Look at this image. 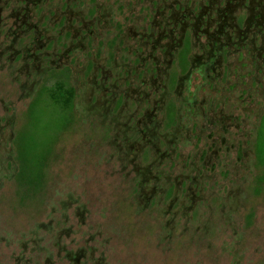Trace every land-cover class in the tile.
<instances>
[{
    "label": "rangeland",
    "instance_id": "rangeland-1",
    "mask_svg": "<svg viewBox=\"0 0 264 264\" xmlns=\"http://www.w3.org/2000/svg\"><path fill=\"white\" fill-rule=\"evenodd\" d=\"M58 1L36 5L29 23L44 13L39 28L54 27L52 7ZM21 4L9 1L2 18ZM114 17L122 19L121 12ZM51 30L41 37L55 35ZM114 31L97 23L98 38L73 49L70 61L63 58V67L55 63L53 71L58 74L73 66L70 78L77 88L74 122L64 132L62 108L47 97L38 98L41 103L30 110L21 108L30 101L27 98L15 99L20 107L9 108L10 90L16 91L13 83L18 81L7 79L8 68L0 74V139L4 142L0 143V264H72L68 254L80 249L86 250L88 258L93 255L88 264L101 260L103 264H264V75L257 73L255 63L249 66L250 61L236 63L231 58L237 67L230 77L228 73L222 77L223 90L198 89L202 80L196 71L180 89L177 78L185 76L188 67L179 68L173 60L168 68L159 49L155 53L162 72L156 76L157 88L149 76L145 82L139 77L151 61L137 72L134 56L131 61L124 59L128 46L111 45L109 39L102 43L100 39L112 38ZM21 37L25 42L27 36ZM260 42L258 37L256 43ZM45 51L55 52L52 41ZM96 63L110 70L105 79L108 85L118 80L107 95L96 87L102 79L101 72L94 77ZM251 67L245 75L247 80L253 77L249 88L240 74ZM166 79L168 90L163 85ZM42 80L43 85L51 84L49 75ZM247 88L252 90L249 95L244 92ZM92 89L96 90L93 95ZM129 89L133 92L125 97L126 107L119 110V105H113L110 117L119 115L121 121L139 110L136 118H142L158 100L157 116L151 118L160 127L152 151L132 149L130 157L134 152L136 156L123 168L118 151L109 143L117 131L102 117L87 115L85 107L90 99L95 104L97 97L102 102L118 90L125 94ZM145 90L150 95L145 96ZM12 117L13 125H9ZM138 139L142 143V137ZM258 139H262L261 147ZM52 145L42 185L21 186V172L10 174L11 165L22 168L23 160L51 152ZM20 149L28 153L23 160ZM12 150L16 152L9 160ZM137 164H153L147 184L155 180L157 192L150 201L137 196L139 178L131 172Z\"/></svg>",
    "mask_w": 264,
    "mask_h": 264
},
{
    "label": "flooded vegetation",
    "instance_id": "flooded-vegetation-1",
    "mask_svg": "<svg viewBox=\"0 0 264 264\" xmlns=\"http://www.w3.org/2000/svg\"><path fill=\"white\" fill-rule=\"evenodd\" d=\"M9 1L11 0H0V74L8 68L7 79L14 82L18 81L17 84L13 83L16 91L10 90L13 93L10 95L9 108L11 106L14 109L19 108L20 101L17 102V100L23 98L30 99V101L21 108H26V110L35 108L41 103L40 98L42 99L44 96L45 99L47 97V87L55 85L57 80L64 77L65 74H69L70 78L73 66L71 69L60 70L58 74L53 71L55 63L60 62L57 66L63 67V58L66 59V62L70 61L73 49L79 45L84 47L88 40L98 38L99 34L95 33L97 23L115 30L111 35L112 38L108 35V37L100 40L103 41V44L109 39L111 45H121L122 43V45L128 46L127 55L124 59L131 61L133 55L136 62L139 63L137 72L147 60L151 61L150 65L144 66L139 77L145 82V78L149 76L157 88L160 84L157 82L156 76L162 72L158 66L160 59L155 53L159 49L158 54H160V58L165 57L164 63L168 64V68L172 67L173 60L179 68L186 69L188 67L186 75H179L177 78L180 89L184 87L186 80L191 78L193 71H196L198 72L197 78L202 80L198 89L205 87L209 91L223 90L221 86L222 77L226 73L230 77L232 70L237 67L236 63L242 61H250L249 66L255 63L257 73L264 75V0H112L107 2L100 0H59L56 7H52L55 9L56 18L55 22L52 23L54 27L44 29L39 28L44 13L36 22L29 23L28 19L31 18L30 13L36 5L48 3L49 0H12L16 3L22 2V4L13 6L10 14L3 19L2 12L7 11ZM117 11L121 12L122 19L114 17ZM11 18L14 20L10 22ZM47 26H51V24H47ZM49 29H52L51 32L55 35L46 36L44 34L45 37L42 38L43 32ZM68 30L69 32H67ZM89 33L94 34L95 37L91 38ZM21 36H27L25 42ZM258 37L261 40L260 44L256 43ZM8 41L10 42L8 43ZM19 41H23L24 44L17 47ZM50 41H52L55 50L52 54L45 51ZM57 50L59 53H56ZM231 58H236V63L235 61L232 62ZM18 62L20 63L18 64ZM242 66L245 67L247 64H242ZM85 67L86 65L83 70ZM252 68H247V74L240 75H243L244 78L245 75L248 77ZM92 70H94V77L100 72L102 74L101 83H98L96 87L102 89L104 95H107L106 92L110 90L111 86L116 87L118 80L114 84L108 85L106 83L105 79H107L110 70L105 69V66L96 63ZM167 73L169 76L168 71ZM46 75H49L50 85L41 84ZM25 76V80L22 81L21 78ZM173 76L175 77L174 74ZM31 77L34 79L30 83ZM167 79L163 85L168 90L167 82L169 79ZM70 81L75 90V96L70 113L66 117L64 116L63 132L72 126L74 122L73 109L77 106V88L71 78ZM246 82L250 88L253 84V77L251 76L248 80L245 78L244 83L246 84ZM227 86L231 88L229 83ZM240 87L243 91L244 87ZM234 88H236L235 85ZM249 88L244 90L248 95L252 93ZM92 90L93 95L96 90ZM129 91L133 92L129 89L125 94H121L118 90L112 93V99L105 97L102 102L100 97H97L95 104L90 99L86 102L85 107L87 115L95 118L102 117L103 123L109 121L113 132L117 131L110 137L109 143L114 145L118 151L120 163H124L123 168L128 166L136 156L134 152V157H130L132 149L139 151L146 147L145 149L148 148L149 152L152 151L153 146L157 145L156 136L160 127L159 121L151 118L153 114L157 116L158 100H155L151 110L146 109L142 118H136L139 110L127 115L125 119H122L123 121H119V115L110 117L113 105H119V110L126 107L128 101L125 97L129 95ZM15 92L17 95H13ZM88 93L91 91H86L85 94ZM143 93L145 96L150 95L146 90ZM119 96L123 97L121 102ZM229 118L227 117V119ZM211 120L214 122L215 118ZM13 121L14 117L10 118L8 124L13 125ZM120 126L125 128H120ZM2 136L0 135V138ZM12 137H14V133H12ZM139 137H142L144 142L141 143ZM0 143H4L2 139H0ZM17 145L19 146V144ZM53 145L51 152H46L37 158L40 167H38V176L33 181H30L28 176L29 168L25 162L28 158L25 160L22 158L26 157L28 153L23 152L22 149L18 152L21 154L24 166L18 168L16 165L14 167L11 165L12 171L9 173L13 175L17 170L21 172L19 177L21 186L42 185L44 180L41 174L44 172V162L46 156L52 153ZM15 152L14 150L9 151L7 159H13ZM152 165L141 166L137 164L131 169V172L134 171L138 175L139 179L136 186L139 191L137 196L141 197L143 201H150L157 192L155 180L153 184H147L149 178L152 177ZM171 198H174L173 195ZM68 257L72 260V264H88L94 259L93 255L88 258V253L84 249L71 252ZM83 257L88 260L81 263L79 259ZM100 263L103 264V261H96V264Z\"/></svg>",
    "mask_w": 264,
    "mask_h": 264
},
{
    "label": "trees",
    "instance_id": "trees-1",
    "mask_svg": "<svg viewBox=\"0 0 264 264\" xmlns=\"http://www.w3.org/2000/svg\"><path fill=\"white\" fill-rule=\"evenodd\" d=\"M69 71V70H68ZM47 98H49L51 101L55 103V105L59 106L60 109L62 108V114L66 117L72 109L73 106V99L75 96V90L71 84L69 74H65L64 77L57 80L56 84L47 87ZM260 133H259V139H260ZM258 139V146L261 147L262 145V139ZM259 150V149H258ZM259 155L261 156L263 153L259 150ZM262 159H264V156H262ZM30 162L28 163L29 167V179L30 181H33L34 177L38 176V167H40L38 163L37 157L28 158Z\"/></svg>",
    "mask_w": 264,
    "mask_h": 264
}]
</instances>
